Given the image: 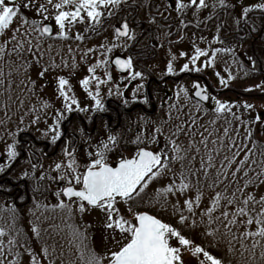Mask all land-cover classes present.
I'll use <instances>...</instances> for the list:
<instances>
[{
  "label": "snow or ice",
  "instance_id": "1",
  "mask_svg": "<svg viewBox=\"0 0 264 264\" xmlns=\"http://www.w3.org/2000/svg\"><path fill=\"white\" fill-rule=\"evenodd\" d=\"M126 3L127 0H0V37L7 36V39L0 43V58L14 55L22 61L20 67H31L35 63L39 66L37 75L41 79L50 68L60 67L55 61L41 65L45 53L42 44L45 39L82 42L88 35L98 34L105 20L115 21L111 25V40L105 37V42L81 50V61H87L89 54L95 56L94 62L87 64L86 74L78 81L92 103L82 107L69 78L59 75L55 78V87L62 101L61 107L54 109V114H50L47 111L51 106L49 101L42 99L39 107L32 109L35 113L31 120L32 124H38L42 115L45 117L51 115L52 123L47 124L42 136L48 138L52 145L64 140L60 149V158L53 160L47 169L40 162V157H37L36 162H32L30 158V171H22L16 179L27 182V178L31 177L35 180L34 193L41 190L44 181L48 182L49 189L53 184L56 185L55 190L51 192L57 200L53 207L66 210L69 214L77 211L82 216L91 210H99L102 213L100 224L101 242L104 245L102 253H97L84 244L86 236L78 228L67 226L72 230L73 240L78 241L83 264H185L183 259L185 251L196 257L202 255L203 258L198 259V264H224L222 259L212 255L201 245L195 244L183 233L182 226L189 225V218L197 214L202 221L206 216L209 224L219 222L228 234L232 233L233 227L242 225L244 231L239 232L241 247H244L245 239L252 238V249L259 245L262 249L260 256L264 257V243H262L264 195H259L257 198L254 191H248L249 187L254 185V180L248 172L251 165L247 162L254 154L255 142L253 141V148H248L244 143L253 135L252 126L257 122L264 124L262 118L264 113H257L252 120L244 121L233 111L235 102L218 99L209 92L206 85H202L197 80L193 82L191 89L180 85L175 94L177 100L182 96L184 101H192V109L196 113L203 111L207 114L211 111L215 116V119L210 121L212 125H216L221 117L225 119L227 125L223 127L222 133L217 131L215 138H212L214 136L212 131L204 128L203 132L198 133L199 145L194 138L197 133L192 131L193 126L196 125L195 119L190 123L185 121L172 125L171 128L167 127L172 119L171 109L176 107L175 104L169 105L167 120L154 121L143 116L138 117V131L131 139H125L123 132L112 130L107 123L104 124L106 131L102 136L94 137L86 133L84 128H80L81 141L75 139L74 133L71 138H64L62 123L68 118L66 114L107 111L101 95L102 86H108L106 92L108 97L115 95L125 106L140 99L141 90L144 88V71L137 70L130 55H115L113 58L115 50H126L131 47L137 38L136 27L143 23L137 21L131 13L120 16ZM208 6L207 0H171L167 7L183 17L189 9H194L195 16L199 10ZM217 6L226 9L230 5L228 0H216L212 8L215 9ZM235 6V3L231 5L233 8ZM22 9L34 11L35 17L29 19L21 11ZM254 10L264 14V0H258L250 5L241 4L238 15L234 17L237 32L249 25L251 26L248 27L246 35L256 32L257 29L251 22V14ZM157 15L167 19L163 12H158ZM16 19H19V24L13 28ZM146 22L150 26L156 25L158 23L156 15L149 14ZM189 24L191 21L181 18L178 27L183 32ZM199 25L200 22L197 21L196 26ZM21 28L24 29L23 32ZM220 30L221 25H217L216 34L203 48L195 42L196 37L193 34L191 54L185 51H180L178 54L186 60L179 67V72L200 73L206 69H213L219 85L224 88L229 86V82L235 77L228 68L224 69L228 72L226 78L219 71H215L217 57L220 53H231L235 56L237 46H213V41L223 44ZM8 32H11L10 36L7 35ZM165 35H171V32H166ZM179 38L184 37L181 35ZM243 39L244 37H240V40ZM199 40L204 41L205 37L200 36ZM9 44H11L10 49H8ZM47 50H51V45H48ZM68 51L72 52L71 46L68 47ZM169 55L166 74L175 75L174 62L178 57L171 52V49ZM248 61L252 70H255L256 60L249 56ZM233 62L243 68L242 61ZM62 63L64 67H68L66 61ZM77 67L73 58L72 68ZM113 67L121 74L119 81L114 80ZM98 69L102 70L99 74ZM29 80L35 90L36 82L30 77ZM137 80L139 83L132 89L129 100L122 90L121 82H124L123 88H128L131 82ZM254 87L264 92V81ZM245 90L251 91L252 88ZM210 100L214 101V106L211 109L204 107V102ZM142 102L150 103L146 94ZM242 106L245 110L255 111V105L252 103L245 101ZM181 108H177V112ZM229 115L232 120L227 119ZM87 119L91 121L93 117L89 115ZM233 120L237 124L235 127H230ZM242 126L245 135L238 143L237 138L241 135ZM9 135L13 134L9 133ZM181 135L189 137L186 145L179 142ZM210 138L211 143L219 147L209 149ZM19 143L13 135L12 142L6 144L5 152L0 156V173L7 174L6 170L19 157ZM200 146L205 150L206 159L205 156H199ZM224 150L235 151L231 157L224 155L217 164L216 157H219ZM36 151L46 155L42 150ZM241 152L243 157L237 159L241 156ZM33 155H36L35 151L30 153V157ZM198 156L199 167L196 166ZM177 164L179 168H176ZM211 170H215V176L209 183L208 176ZM240 173L245 177L242 184ZM262 175L264 170L255 173V183H264V179H261ZM165 179L167 183L155 189L152 200L144 201L143 194L149 186ZM225 182H227L226 187L216 190ZM204 184L214 192L209 204L202 208ZM232 185L236 187L230 191ZM2 188L4 185L0 184V189ZM145 204L159 205L166 212L170 210L176 223L166 222L155 214L151 207H145ZM257 206H259L258 211ZM195 225L196 220L192 219L189 226ZM253 225H255L254 230ZM32 232L37 239L40 238V228L37 225L32 226ZM4 234L5 230L0 228V236ZM206 234L215 235V232ZM232 239H237V236L233 235ZM15 243L13 239L8 241L10 247ZM20 247H24L29 253L30 264H56L54 250L50 252L47 245L43 246L39 253L33 252V249L25 244H20ZM16 255L20 254L17 252ZM3 256V243L0 242V257ZM0 264H5V259H0Z\"/></svg>",
  "mask_w": 264,
  "mask_h": 264
},
{
  "label": "flooded vegetation",
  "instance_id": "2",
  "mask_svg": "<svg viewBox=\"0 0 264 264\" xmlns=\"http://www.w3.org/2000/svg\"><path fill=\"white\" fill-rule=\"evenodd\" d=\"M216 0H207L208 8L201 9L197 15H193L194 9H189L183 17H181L176 11L168 8L171 0H127L123 10L120 12V16L128 15L129 13L135 17L137 21H143L139 27H136L137 38L131 47L126 50L117 49L113 53L121 56H132L137 70H142L145 73L144 88L141 90L140 99L130 102L127 106L123 105L121 100L115 95L108 97L106 95L107 87L102 86L101 95L107 111L97 113H81L73 112L67 115V119L62 123V129L64 131V138H71L72 134H75V139L81 141L79 129L84 128L86 133L92 136H102L106 129L104 124L114 131L123 132L125 139H131L136 135L138 131V117L143 116L154 121H161L168 119L169 105L175 104L176 107L171 109V120H177L185 115L182 111L190 110L192 107H186L187 103L183 101V98L177 100L176 92L178 87L183 85L191 89L194 81H199L202 85L208 87L209 92L223 101L235 102L234 109L243 120L244 108L243 102L255 101L258 102L255 114L264 113V92L260 89H256L254 85L264 81V14H261L259 10H254L251 14V22L256 27V32L246 35L248 33V27H244L243 30L237 32V26L234 23V17H236L240 11L241 4L250 5L258 2V0H228L229 7L224 9L217 6L212 8V4ZM235 3V7L231 5ZM174 7V6H173ZM158 12H163L167 19H162ZM149 14L156 15L157 24L149 25L146 21ZM31 15L29 19L34 18ZM211 17V19H207ZM119 17H117L118 19ZM183 18L186 21H191V24L183 30L179 29V20ZM197 21L200 22L199 27L196 26ZM115 21L113 19H107L104 22L103 28L98 34H90L82 42L74 40H51L52 46H62L67 49L69 46L72 48L73 53H77L81 50L92 47L99 43L105 42V37L109 40L112 39V27L111 25ZM221 25L220 35L223 38V44L213 41L215 47H236V55L231 53H220L217 57V65L215 71H219L225 78L228 72L224 69L228 68L237 72L232 74L236 78L229 82V86L224 88L219 85L218 78L215 76L213 69H206L200 73L196 72H179V67L186 62L185 58L178 56L180 51H185L191 54L193 34H195V42L200 47H206L208 41L212 36L216 34V26ZM171 32V35H165L166 32ZM183 35V39L179 37ZM205 37L204 41L199 40V37ZM240 37H244L240 40ZM79 44V45H78ZM169 49L174 54H177V60L174 62L176 68V74H166V64L170 58ZM98 55V54H97ZM94 59L95 56L89 54ZM251 56L256 60V68L252 70V66L248 61V57ZM88 59V58H87ZM92 59V60H93ZM234 60L243 62V68H241ZM86 64L81 65L76 71H71L70 74L64 73V76H73L70 78V83L73 87L75 96L79 99L81 106L90 105L91 99L86 95L84 90L80 87L78 81L83 77V73L86 72ZM85 68V69H84ZM85 71H83V70ZM102 71V70H101ZM101 71L99 73H101ZM114 80L119 81L120 73H118L113 67ZM247 73V74H246ZM122 90L125 96L131 100L132 89L139 83V80L133 81L129 84L128 88ZM52 84H54L52 82ZM252 88V91H246L247 88ZM149 97V104H143L142 98L144 95ZM50 107L48 112L54 114V109L60 108L62 101H49ZM181 105L183 107L181 108ZM214 106V101L204 102V107L211 109ZM177 108H181L177 112ZM211 112V111H209ZM91 115L93 119L89 121L87 117ZM264 118V117H262ZM47 124L52 123L51 115L48 117L42 116L41 118ZM45 127V129H46ZM45 129H27L18 131L16 139L20 142L18 145V151L20 155L11 167L8 168L7 174L0 173V184L4 185V188L0 189V199H2L8 207H12L16 211L22 212L26 207L30 206L33 201L41 200L46 202H57L56 198L51 194L55 190L56 185H52L48 188V182L44 181L41 185L39 192H33V188L36 185V181L27 178V182L24 180H17L21 173L15 174L20 168H30L29 159L32 162H36L37 157H40V162L47 169L48 165L53 161L60 158V149L64 143V140L58 142L57 145H52L48 138L42 136ZM254 132L261 140L264 137V124L257 122L255 124ZM259 142V140H258ZM261 142V141H260ZM7 142H3L0 146V156L5 152ZM261 144V143H259ZM42 150L43 155L40 151ZM35 151L36 155L30 157V153ZM82 154V150H81ZM115 158V157H114ZM6 160V157H4ZM39 171V170H37ZM23 197V199H21ZM34 197V198H33ZM44 199V200H43ZM42 204H45L44 202ZM23 213V212H22Z\"/></svg>",
  "mask_w": 264,
  "mask_h": 264
},
{
  "label": "rangeland",
  "instance_id": "3",
  "mask_svg": "<svg viewBox=\"0 0 264 264\" xmlns=\"http://www.w3.org/2000/svg\"><path fill=\"white\" fill-rule=\"evenodd\" d=\"M21 11L28 18L31 17V15L35 16L34 11H25L23 9ZM17 24H19V19L14 21L12 27L15 28ZM23 31L24 29L21 28V32ZM7 35L10 36L11 32H8ZM4 39H7V36L0 37V43H2ZM48 45H51L50 51L47 50ZM10 48L11 44L8 46V49ZM42 48L45 49V53L41 60V65L48 64L50 61H55L57 65H60L59 68H50L43 79L38 77L37 72L39 66L35 63H33L31 67H20L22 61L18 60L14 55H5L3 58H0V72H2V75H0V146L3 142L11 143L13 135L16 138L19 129H45V122L42 119H40L38 124L31 123V120L35 115L32 109L34 107H39L42 99L47 101H61V98L58 97L56 92L55 78L64 73L70 74L71 71H76V69L83 64H86L85 68H87V64L92 63L95 60V58L93 59L90 56L87 61H81L80 56L82 54V47H79L80 49L77 50V53H73L69 52L68 48H62L60 45L52 46L50 41L44 40ZM8 49H6V51ZM73 58H75V62L78 65L76 69L72 68ZM62 61H66L68 67H64ZM100 71L101 70L98 69V74ZM229 71L232 74L237 75L236 71ZM85 74L86 72L83 73L82 76ZM29 77L32 81L36 82L35 90H33V85L30 83ZM67 78L70 80L73 76H67ZM52 82L54 84H52ZM41 85H43V87H41ZM247 102L254 104L255 109L259 106L257 105L258 102L253 100ZM186 103V107H192V101H187ZM235 108L236 106H233L234 112H236L234 110ZM254 112L255 111L253 110L244 109L243 120H252L255 116ZM182 113H185V115L180 119L171 120L167 127L171 128L172 125L180 124L185 121L190 123L192 119H195L196 125L193 126L192 131L197 133L194 138L198 145L200 140L198 133L203 132L204 128H208L209 131H212L214 133L212 138H215L217 131L222 133L223 127L227 126L223 117L218 120L216 125H212L210 121L215 119L212 112H208L207 114L203 111L196 113L195 110H189L187 108V110L182 111ZM21 117H23L22 121ZM227 119L232 120V117L229 115L227 116ZM236 124L237 122L233 120L230 127H235ZM254 129L255 125L252 126L253 135L251 139L244 141V143L247 144L248 148H253V141L255 142V148H253L254 154L251 155V158L247 162L248 165H251L248 169L249 175L252 176L254 180V185L250 186L248 191H254L258 198L259 195H264V183H255V173L264 170V137L260 140L257 137L256 132H254ZM240 132L241 135L237 138L238 143L245 135V129L243 126L241 127ZM9 133L13 135H9ZM205 135H207V133H205ZM188 139L189 137L181 135L179 137V142L186 145ZM200 147L201 152L199 156H205V150L202 146ZM217 147H219V145H213L210 138L208 148L214 149ZM234 151L235 150H233V152H228L227 150L221 151L220 156L216 157L217 164L224 155L231 157ZM199 156L197 158V167H199ZM242 157L243 152H241V156L237 159ZM176 168H179L178 164L176 165ZM24 170L30 171V168H20L15 174L22 173ZM214 176L215 170H211L208 176L209 183ZM239 176L242 184L245 177L243 173H240ZM201 178L203 179V176ZM261 179H264V175L261 176ZM165 183H167L166 179L150 185L143 194L144 201L152 200L155 195V189L163 186ZM226 186L227 182L216 190H222ZM235 187V185H232L229 190L231 191ZM203 192L204 199L201 205L202 208L209 204L210 197L214 190L209 188L207 184H204ZM43 202L45 204H42ZM43 202L41 200L33 201V203L26 207L22 213L16 211L12 207H8L5 202L0 199V228L5 230V234L0 236V242L3 243L4 251V256L0 257V259H5V264H30L29 253L24 247H20V244H25L28 247H31L33 252L36 253H39L40 249L47 245L50 252H53L54 250L56 264H61V261L62 264H83V261L80 259L78 241L73 240L72 230L67 227L68 225L78 228L80 232L86 236L84 244L90 247L93 251L102 253L104 245L101 242L102 229L100 224L102 223L103 217L99 210H91L81 216L77 211H73L72 214H69L66 210L53 207L57 202ZM144 206L151 207L152 211L166 222L176 223L170 210L167 212L163 211L159 205L152 206L145 204ZM258 210L259 206H257V211ZM185 214L187 215V213ZM218 214L219 213H216V215ZM192 219L196 220L195 226H189ZM33 225H37L40 228L39 239H37L32 232ZM86 225H91V227L86 228ZM189 225L182 226L183 233L191 238L195 244L201 245L212 255L222 259L224 264H264V257L260 256V252L262 251L261 247L258 245L254 250L251 247L253 243L252 238L245 239L243 241L244 247H241L239 232L244 231L242 225L233 227L232 233L228 234L219 222L209 224L207 222V217L205 216L202 221L199 214L195 217L189 218ZM254 227L255 225L252 226L253 230ZM217 229L218 231H216ZM207 232H215V235H207ZM233 235H236L237 239H232ZM9 239L16 241L11 247L8 244ZM262 243H264V241H262ZM17 252L20 254L19 256L16 255ZM202 258V255L196 257L189 251L183 253L185 264H198V259Z\"/></svg>",
  "mask_w": 264,
  "mask_h": 264
}]
</instances>
